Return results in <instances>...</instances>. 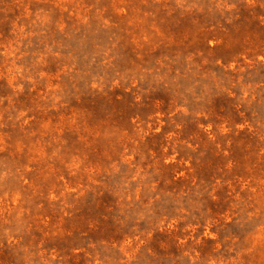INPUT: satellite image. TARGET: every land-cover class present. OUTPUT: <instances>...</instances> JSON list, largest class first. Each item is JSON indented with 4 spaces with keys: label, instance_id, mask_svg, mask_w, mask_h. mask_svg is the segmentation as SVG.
Wrapping results in <instances>:
<instances>
[{
    "label": "rangeland",
    "instance_id": "374dc122",
    "mask_svg": "<svg viewBox=\"0 0 264 264\" xmlns=\"http://www.w3.org/2000/svg\"><path fill=\"white\" fill-rule=\"evenodd\" d=\"M0 264H264V0H0Z\"/></svg>",
    "mask_w": 264,
    "mask_h": 264
}]
</instances>
